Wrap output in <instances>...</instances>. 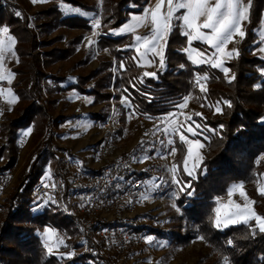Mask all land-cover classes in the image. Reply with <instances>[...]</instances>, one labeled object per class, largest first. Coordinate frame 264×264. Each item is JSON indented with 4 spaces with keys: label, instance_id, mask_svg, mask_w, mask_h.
Returning <instances> with one entry per match:
<instances>
[{
    "label": "trees",
    "instance_id": "trees-1",
    "mask_svg": "<svg viewBox=\"0 0 264 264\" xmlns=\"http://www.w3.org/2000/svg\"><path fill=\"white\" fill-rule=\"evenodd\" d=\"M148 1L136 0L135 5L138 8L124 9L130 0H116L112 28L126 23L129 14L143 13ZM2 9L3 7L0 8V25L4 19ZM263 13L264 0H251L249 18L244 28L246 35L238 45L236 58L226 65L234 74L230 81L216 68L191 65L182 52L187 46V39L179 28H174L166 39L165 69L156 71L154 78L142 76L141 67L129 51L118 48L125 44L126 36L101 38L102 48H109L118 64L121 63L124 67L121 69L119 65L117 74L109 71L99 83L102 86L103 82H107L105 87H110L114 78L113 87L117 92L112 97L111 93L81 90L84 94L96 96L97 102L101 99L109 101L111 98L119 101L121 97H126L133 114L146 118L163 117L177 105L181 97L188 94L203 96L201 103L204 106L210 102L213 107L220 102L222 112L213 119L204 118L205 127L213 131L206 132V152L195 176L188 177L179 168L180 181L190 184L191 187L180 193L176 202L180 215L171 218L177 224L178 231H151V234L168 240L171 248L185 247L194 238L203 237L202 240L215 255V259L209 264H264V233L256 229V234L253 235L245 224L219 230L213 223L214 199L224 196L232 184L254 182L264 170V161H258L264 155V78L260 73L264 70V60L253 55V42ZM7 24L12 27V33L16 36V52L21 59L20 68L16 69L19 79L14 85V91L24 103L18 109L17 117L10 123L9 130L13 134L14 131L38 126L48 115L41 102L42 89L39 82L43 76L42 63L39 56L33 53L37 46L36 37L28 29L27 21L11 18ZM191 46L207 50L200 42H194ZM72 52L73 50L63 53L61 51L59 54H62L56 59H66ZM103 66L93 72L92 76L103 72L106 67L111 68V64ZM195 75L208 77L209 88L203 95L196 86ZM225 101L230 102L231 106L224 103ZM94 117L102 123L107 119ZM7 141L13 146L12 138ZM46 144L49 145L50 141L46 140ZM11 149L10 147L8 150ZM6 150L2 146L0 155ZM54 156L53 151L48 155L41 153L33 161L27 176L3 205L5 215L0 225V264H111L98 253H86L68 260L47 255L39 237L35 235L36 228L44 227L61 231L69 228L73 232L77 230L53 207L39 213L30 199L35 186L47 178L41 180L47 158L54 159ZM15 161V156H10L7 163L0 167V174L3 175L11 169ZM63 166L62 159L56 161L54 173L59 177L63 176ZM144 176L145 174L137 175L138 178ZM253 197L258 214L264 216V196L256 193ZM183 229L186 232L180 233ZM230 240L232 244L228 243Z\"/></svg>",
    "mask_w": 264,
    "mask_h": 264
},
{
    "label": "rangeland",
    "instance_id": "rangeland-1",
    "mask_svg": "<svg viewBox=\"0 0 264 264\" xmlns=\"http://www.w3.org/2000/svg\"><path fill=\"white\" fill-rule=\"evenodd\" d=\"M135 1L136 0H130V2L124 6V9L138 8L135 5ZM244 3L247 4V0H244ZM115 4L116 0H43V2H38L35 5L31 0H11L10 3L3 7L2 14L4 19L0 27L7 26L10 30V34L15 38L16 43L11 47L16 55H12L11 51H9L6 52L4 56V74L7 75L9 72L15 74L12 77L11 84H9L7 80L0 81V149L2 146H5L7 149L0 155V167H3L7 163L10 156H15L16 161L11 169L3 173L6 179L7 189L4 202L0 205V225L5 215L3 205L6 199L12 195L17 185L27 176L33 161L37 159L41 153H46L47 155L50 153V151L46 152L44 150V148L48 146L46 140H49L50 143H54V148H62L68 151L71 157L76 160L80 166H83L82 160L78 158L76 154L80 155L82 152L84 153V157H86L87 165L97 166L99 164L96 156L97 146H92L91 143L97 140L103 133V123L98 121L94 116L98 118H108L113 110L119 121V128L115 133L117 142L121 143L118 149L125 152L128 151L131 162L134 164L139 163L138 161L143 160V158L147 156V154L137 151V148L130 150L133 141V135L130 134L131 123L136 115L130 110L128 106L129 102L128 105L123 102L125 97H121L119 101H114L113 98H111L109 101L101 99L97 102L96 96L81 92V90H97L100 94L111 93L112 97L117 92L113 87L114 78H112L110 87H105L107 82H103L102 86H100L99 83L108 75L109 71H111L112 74H117V67L121 65V63L118 64L109 48H102L101 38L103 37L126 36L127 39L125 44L120 45L118 48L129 51V54L134 57L136 61H139L137 64L142 69V76H144L143 73L145 72L156 74V71H163L165 69V66L163 68L160 67L158 56H154L152 53H146L142 57L141 53H145V49L134 42V35L143 36L150 32V24L148 27L138 28L135 33L121 31L126 23L132 22V17L134 15H142L143 13L129 14L126 23L117 28H112L114 22L112 20V14ZM155 4L156 0H149L144 8L154 7ZM69 9H79L80 11L73 12L69 11ZM17 10L22 13L19 17L13 14ZM93 17L101 22L99 29L96 30L98 32L96 36H93ZM11 18L28 22V29L35 35L37 42V46L33 53L39 56L42 63L43 76L39 84L42 89L41 102L47 111L48 118L42 123H39L38 126L28 127L31 128L32 131L27 136H22L21 133L28 128L14 131L13 134L10 133L11 130H9L11 121L17 117L18 109L24 105L14 91V85L19 79L16 69L20 68L21 59L16 52V47L18 45L16 36L12 33V27L7 24V21ZM242 23H244V21ZM204 31L207 32L209 30ZM0 39H3V37H0ZM90 40L93 41L91 44H89ZM240 41L241 38L236 35L225 45L226 52L235 51H233L231 58L225 56L224 67L228 68L226 65L236 58ZM194 42L201 43V41ZM126 45H131V47L126 48ZM165 45L166 42L164 43V49ZM253 45L255 46L253 55L264 60V52L259 50L260 48H264V13L256 30V38ZM137 49H139V51H137ZM70 50H73V52L66 59H56L63 51ZM61 51L62 53L59 54ZM214 51V49L209 47L207 50H200L193 46H189L188 43L186 48L182 49L187 60L195 67L201 65L211 67L209 64H195L193 61L198 59V53L206 52L211 56ZM150 60L154 61L151 65H149ZM104 64L108 66L111 64V68L106 67L103 72L92 76V73L104 67ZM260 73L264 78V70H261ZM233 75L230 69L227 77L224 74L225 79L228 81L233 79ZM198 76L201 77L200 84H203L206 89H208L207 80L205 81L202 79L205 75H195V82ZM145 77L154 78L156 75ZM196 86L203 95L204 93L200 91V85L196 83ZM8 89H11V93L7 91ZM185 98H188V104L184 109H179L175 106L169 113H176L181 122L185 121L186 116H191L194 121L203 126L202 129H198V131L202 132L199 136H190L186 131V123L185 129L182 130L189 139H198L200 143L203 144V148L194 150V154L198 151L199 155L204 158L206 152L204 141L207 138V131L205 130L207 128L204 125V118L208 117L209 119H213L216 114L219 113L215 111L216 106L212 107L210 102L206 103L205 106L201 103L203 96L196 97L193 94L181 97L177 105L182 103ZM180 113H183V115ZM197 113L201 115H197ZM122 117L125 119L122 120ZM82 135H85V137L83 138ZM8 138L13 139V146L7 141ZM10 147L12 149L9 151L8 149ZM188 147L189 145L182 142L179 134L176 133L173 147L176 149L175 154L169 155V152L159 153V165L154 168L148 167L146 172L144 171L145 176H148L151 171H155L156 175L151 176L150 181L147 180L148 182L146 181L144 186L148 193L158 189L161 193L160 201L141 204L137 207V211L133 213L130 212V214L142 212L141 216H147L148 214L153 215L157 226L156 230L163 233H168L172 230L178 231V228H176L177 224L172 221L171 218L180 215V209L176 202L181 192L179 191L178 185L172 182L173 173L170 169L173 165L177 166L175 175L180 181L178 175L179 168L184 172V160L188 154ZM53 152L55 155L54 159L47 158L41 180L53 173L56 161L60 159L59 154L54 150ZM7 155L9 157H7ZM262 157H264V155H261L258 161H264ZM192 163V159H189V168L192 167ZM196 170L193 176L184 173L188 177H194ZM153 182H155L156 186H153ZM240 184L243 185V191L246 192L248 199L254 201L253 196L256 193L258 194L257 189L264 188V170L258 175L254 182L232 184L224 196L215 198L214 220L217 215V209H219L221 217L223 218V213L226 211L229 199H231L233 203H239L241 205L245 203V200L240 196L239 190L233 192L231 197L228 196L229 190L234 185ZM253 207L257 212L255 204ZM177 208L179 211H177ZM34 209L37 210V208ZM252 224H255L254 220ZM237 225L240 224H229L227 227H224L222 223L219 228H216L224 230ZM45 228L53 230L47 237L44 235ZM69 230L63 229L61 231L53 227L36 228L35 235L39 237L40 243L47 255L62 260H68L86 253H98L100 257L108 259L111 263L112 253L96 247L93 244V237H89L79 230L75 232H73L71 228H69ZM185 232L184 229L180 230V233ZM149 238L151 239L149 240ZM149 238L147 240V247L138 251L133 264H209L215 259V255L212 254L208 245L200 237L194 238L185 247L175 248L169 247L168 240L161 239L155 234H151ZM61 240L63 244L59 243ZM45 243H48L49 246L53 248L52 254L47 252ZM67 253H72V255L69 257ZM61 254H65L64 258H60Z\"/></svg>",
    "mask_w": 264,
    "mask_h": 264
},
{
    "label": "built area",
    "instance_id": "built-area-1",
    "mask_svg": "<svg viewBox=\"0 0 264 264\" xmlns=\"http://www.w3.org/2000/svg\"><path fill=\"white\" fill-rule=\"evenodd\" d=\"M10 2L0 0V8ZM162 118L136 115L131 123L133 141L130 150L137 148L140 153L151 157L146 160L143 158V163H132L128 151L118 149L121 143L117 142L115 133L119 121L113 110L103 123V133L91 143L97 146V166L85 163L80 166L68 151L54 148V143L46 146V152L54 150L63 160V176L59 177L53 172L35 186L30 199L38 212L55 208L75 229L93 237L96 247L111 252V264H133L136 254L147 247L151 231L156 230L157 226L153 215L141 216V212H130L137 211L141 204L160 201L161 195L158 189L148 193L144 186L151 176L156 175L154 170L142 178L137 175L145 174L148 167H157L158 154L168 153L174 147L176 133L165 135L163 129L166 124L160 123ZM174 118L180 121L179 117ZM157 126L160 130L153 134ZM142 140L145 141L143 145L140 143ZM169 140L173 143L169 144ZM6 189V179L0 174V205L6 197ZM142 193L150 198L141 201ZM129 200L132 203H128Z\"/></svg>",
    "mask_w": 264,
    "mask_h": 264
},
{
    "label": "snow or ice",
    "instance_id": "snow-or-ice-1",
    "mask_svg": "<svg viewBox=\"0 0 264 264\" xmlns=\"http://www.w3.org/2000/svg\"><path fill=\"white\" fill-rule=\"evenodd\" d=\"M35 5L38 2H43V0H31ZM166 5V8H165ZM251 7V0H247V4L244 3V0H156L154 7H146L143 10L142 15H134L132 17V22L126 23L121 29L122 32H132L135 33L136 30L140 27H148L151 25L150 32L147 35H134V42L138 43L140 47L145 49V53H141L143 57L146 53H152L154 56L159 57L160 67L165 66V49L164 43L166 42V36L174 29L179 28L181 34L187 37V43L189 46L192 45L194 41H202L210 46V48L215 51L211 56L206 52L198 53V59L194 60L195 64H209L212 68H218L224 72L225 76H228L229 69L224 67V58L225 56L231 58L233 51L225 50V45L232 40V38L238 35L243 39L246 35L242 28V22L249 18V9ZM69 11L79 12V9H69ZM17 17L21 16L22 13L17 11L15 13ZM93 36H96L98 32L96 31L100 27V20L93 17ZM209 30V31H204ZM0 81L7 80L9 84L12 82V77L14 73L9 72L7 75L4 74V56L6 52L11 51L12 55H16L15 51L12 49V45H15L16 40L10 34V30L7 26L0 27ZM93 41H89L91 44ZM131 47V45H126ZM261 52H264V48L259 49ZM139 51V49H137ZM194 51V50H193ZM219 54V55H217ZM191 55V53H190ZM154 61H149V65ZM139 63V61H137ZM123 69L124 65H120ZM183 67V65H181ZM144 76H155V73L145 72ZM201 77L198 76L196 83L200 85V91L206 93L207 89L203 84H200ZM202 79L205 81L208 79L207 75L203 76ZM11 93V89L7 90ZM123 102L128 105L127 98L123 99ZM220 102H217L215 111L217 113L222 112V108L219 106ZM228 106L230 102L225 101ZM188 104V98H185L184 101L176 105L179 109H184ZM130 107V105H128ZM203 106V105H202ZM183 115V113H180ZM197 115H201L197 113ZM177 116L176 113H169L164 118L161 119L160 123L166 124L163 129L165 135L170 133H178L180 140L189 145L187 150V156L184 160V172L189 176H193L197 168H199L202 161V157L199 155V152L194 150H199L203 148V144L200 143L198 139H189L188 136L184 134L182 129H185V123L187 124L186 131L190 136H199L202 132L198 129H202L203 126L193 120L191 116H186L184 122H180L178 119H173ZM159 126L153 130V134L159 131ZM206 131H213L212 129H205ZM32 131L31 128L23 131L22 136H27ZM148 135V133H145ZM141 145L145 141L140 142ZM163 143V141H161ZM169 144L173 142L168 141ZM176 152L175 148H171L169 155H174ZM151 157L146 156L144 159H150ZM189 159H192V167L189 168L188 163ZM264 159V157H262ZM143 163L144 161H138ZM170 171L173 173L172 182L177 184L180 192H185L191 187L188 183H182L179 181L175 175L177 171V166L173 165ZM153 186L155 182H153ZM45 187H48L45 184ZM54 188L55 185H52ZM239 190L240 196L245 200L243 205L239 203H233L231 199L228 201L226 206V211L223 213V218L221 217L219 209H217V215L214 220V226L219 228L223 223L224 227H227L229 224H245L248 225L252 234H256V229L260 233H264V216L259 215L255 210L253 205L255 201L248 199L247 194L243 191V185H234L228 192V196L231 197L233 192ZM257 192L259 195L264 196V188H258ZM188 195H192L191 192H187ZM150 197L146 193L141 194V201L147 200ZM138 201V202H141ZM55 202V201H53ZM47 203V202H46ZM128 203H132L131 200ZM177 211L179 209L177 208ZM255 221L253 225L251 222ZM53 230L45 228L44 235L47 237L52 233ZM151 238H149L150 240ZM203 239V237H201ZM63 244L61 240L59 242ZM229 244H232V241H228ZM45 248L49 254H52L53 248L49 246L48 243H45ZM65 254H61L60 258H64ZM72 253H67V256H71ZM225 261L227 258L225 257Z\"/></svg>",
    "mask_w": 264,
    "mask_h": 264
},
{
    "label": "crops",
    "instance_id": "crops-1",
    "mask_svg": "<svg viewBox=\"0 0 264 264\" xmlns=\"http://www.w3.org/2000/svg\"><path fill=\"white\" fill-rule=\"evenodd\" d=\"M243 24V30H244V28H245V25H246V20L244 21V23H242ZM119 37H121V36H119ZM242 40V39H241ZM201 43L202 44H204L207 48L209 47L210 48V46L209 45H207L206 43H204V42H202L201 41ZM83 153V152H82ZM80 154V155H77L76 154V156L78 157V158H80L81 160H82V163L84 164H86V157H84V153L83 154ZM54 172V171H53ZM142 213V212H141Z\"/></svg>",
    "mask_w": 264,
    "mask_h": 264
}]
</instances>
